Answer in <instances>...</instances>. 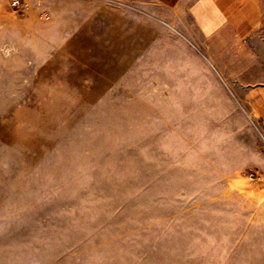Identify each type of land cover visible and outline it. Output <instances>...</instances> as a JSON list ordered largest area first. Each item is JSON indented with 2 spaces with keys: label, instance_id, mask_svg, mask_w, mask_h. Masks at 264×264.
<instances>
[{
  "label": "rangeland",
  "instance_id": "rangeland-1",
  "mask_svg": "<svg viewBox=\"0 0 264 264\" xmlns=\"http://www.w3.org/2000/svg\"><path fill=\"white\" fill-rule=\"evenodd\" d=\"M52 2L0 0V264H264L236 45L129 1ZM253 43L264 61V17Z\"/></svg>",
  "mask_w": 264,
  "mask_h": 264
},
{
  "label": "crops",
  "instance_id": "crops-1",
  "mask_svg": "<svg viewBox=\"0 0 264 264\" xmlns=\"http://www.w3.org/2000/svg\"><path fill=\"white\" fill-rule=\"evenodd\" d=\"M109 0H53L50 10L61 14H87L83 6H99L94 11H105ZM127 4V1L155 14L166 21L190 20L202 40L213 50L227 53V45H236L234 57L228 61L237 78L244 80L246 91L243 103L251 116L264 129V61L252 51L253 37L264 17L263 0H110ZM101 8V10H100ZM226 48V49H225ZM230 53V52H228ZM230 55H227L229 57Z\"/></svg>",
  "mask_w": 264,
  "mask_h": 264
}]
</instances>
